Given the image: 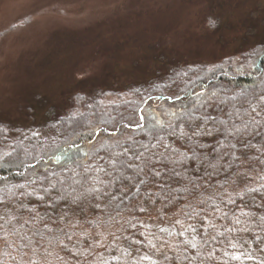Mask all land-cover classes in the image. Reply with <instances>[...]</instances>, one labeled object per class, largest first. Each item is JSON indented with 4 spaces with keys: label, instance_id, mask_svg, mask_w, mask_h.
Listing matches in <instances>:
<instances>
[{
    "label": "rangeland",
    "instance_id": "rangeland-1",
    "mask_svg": "<svg viewBox=\"0 0 264 264\" xmlns=\"http://www.w3.org/2000/svg\"><path fill=\"white\" fill-rule=\"evenodd\" d=\"M262 40L264 0H0V124L45 131L97 94Z\"/></svg>",
    "mask_w": 264,
    "mask_h": 264
},
{
    "label": "trees",
    "instance_id": "trees-1",
    "mask_svg": "<svg viewBox=\"0 0 264 264\" xmlns=\"http://www.w3.org/2000/svg\"><path fill=\"white\" fill-rule=\"evenodd\" d=\"M201 92L206 98L217 102L227 101L233 96L242 99L244 95L251 98L264 94V40L241 54L237 60L228 58L211 65L197 63L174 66L162 77L155 79L150 86L139 84L131 86L122 93L113 91L102 96L97 94L91 106L83 113L85 117L94 122L97 117L93 113H102V118L109 123L101 125V129L111 130L115 123H123L121 116L129 117L136 109H145V115L152 109H156V114L163 111L182 112L184 101L180 97L187 98L189 94ZM108 96L114 97V100L104 101ZM83 98L82 100L85 99ZM222 107H227V105H222ZM214 108L215 105L209 104L205 110L212 115L221 116L222 114L216 112ZM72 115L68 114L47 121L44 125L45 131H40L35 127L22 129L0 124V155L11 153V156L0 158V199L8 200L7 206L0 204V216L10 217L23 214L20 221L22 223L23 219L28 218V213L23 209L19 211L17 209L19 202H24L37 210L33 215L36 216L38 226H42L39 225L40 214L59 215L63 211H68V205L61 203L53 212L47 203L42 205L36 197L20 195L25 189L16 186L25 184L28 191H32L33 188L39 190V179L35 185L28 184L34 175L39 177L52 172H63L65 167L73 168L72 161L68 157L77 151L81 154L80 159H87L83 156V151L90 147L88 144V140L91 139L90 132L77 121L70 120L69 117ZM112 117L116 119L113 121ZM160 118L161 120L168 119L167 116H160ZM136 120H139V115L136 116ZM260 131L264 132V129ZM34 133H39V135H34ZM105 135V131L101 130L98 139H102ZM247 138L257 145L261 142V137L248 136ZM216 139V136L203 137L204 150L211 153L208 145L213 144ZM175 146L181 151H186L182 147V141L177 140ZM221 150L229 151L227 148ZM233 151H236L241 158L225 157V160L221 161L223 167H220L219 171L208 167L207 171L212 173V176L210 178L205 176V181L210 179L211 183L216 185L215 191L221 193L225 191L242 192L246 186L259 187L264 183L259 180V176L264 175V165L259 161L245 158L260 156L256 148L245 150L243 153L238 150ZM214 156L215 153L209 156V160L213 163H215ZM229 164H231L230 167ZM33 165L35 167H32ZM186 166L190 169L199 167L200 173L204 172L199 161H189ZM176 167L177 170H182L179 165ZM187 175L197 176L198 174L189 171ZM233 180L238 182L239 187L232 183ZM186 183L182 181L179 185L181 191L172 190L178 187L174 181H161L159 184L142 187L139 196L122 204L119 212L111 206L103 211L85 207L83 215L79 216H73L72 212L68 211L67 219L61 220L57 225L72 237L71 240L65 237L63 241L67 244L68 250H61L55 242L49 243L46 235L42 241L40 254L36 258L38 264H133L134 259L138 260L142 254H147L153 259H161L162 256L157 253V249L146 246L147 240H153L159 247L163 240L174 243L183 239L179 236L168 237L159 229L174 226L177 231L180 230V225L175 224V221L184 219L180 209L187 203L184 199L187 194L182 190ZM220 185L224 187L221 188ZM145 191L149 193L147 202ZM253 196H255V201L252 199ZM166 197L172 198L171 203ZM47 199L46 197L45 200ZM217 203H219L218 200ZM244 203L248 205L245 211L250 212L251 215L241 216V224H233L230 219H216L213 216L219 230L224 232V235L219 237L224 240V244L217 246L240 257L238 260L229 259L228 264H264V220L261 219L264 217V196L248 193L244 200H237L236 205L227 207L221 205V207L224 211L229 208L237 211V206ZM138 207H145L146 210L144 212L128 210ZM0 223L3 221L0 220ZM141 223L145 227H141ZM74 224L76 227H73ZM227 228H247V231H226ZM210 230L214 234L217 228ZM141 232L145 235H140ZM36 239L40 238L36 237ZM132 240H138L141 243L134 244L131 243ZM231 243H235L237 247L232 248ZM137 248L140 249L139 252L136 251ZM125 250H129L131 255H126ZM164 251H167V248ZM6 253H11V255ZM172 255L175 256L176 252L173 251ZM216 255L218 258L222 257L223 251ZM12 257L16 259L13 260ZM19 259V255L12 248L5 249L3 243L0 242V262L2 264H16ZM139 264H150V262L139 261ZM171 264H177V261L173 260ZM195 264H199V261ZM204 264H220V261L219 259L205 260Z\"/></svg>",
    "mask_w": 264,
    "mask_h": 264
},
{
    "label": "snow or ice",
    "instance_id": "snow-or-ice-1",
    "mask_svg": "<svg viewBox=\"0 0 264 264\" xmlns=\"http://www.w3.org/2000/svg\"><path fill=\"white\" fill-rule=\"evenodd\" d=\"M180 99L184 101L182 112L163 111L156 114V109H152L145 115V109H136L129 117L121 116L123 123H115L111 130L101 129V125L109 123L102 118V113H93L97 117L95 122L85 117L84 113L70 116V120L77 121L90 132L91 139L88 140L90 147L83 151V156L87 159H80L81 154L77 151L68 157L72 161L73 168L65 167L63 172H52L39 177L34 175L28 184L35 185L39 179V190L33 188L32 191H28L25 184H19L16 187L25 189L20 195L36 197L42 205L47 203L53 212L61 203L66 204L73 216H79L83 215L85 207L103 211L111 206L119 212L122 204L139 196L142 187L159 184L161 181H174L178 187L172 190L181 191L179 185L182 181H186L182 190L187 194L184 197L187 203L180 209L184 219L175 221V224L180 225V230L177 231L174 226L159 229L168 237L179 236L183 239L174 243L163 240L159 247L149 239L146 246L157 249V253L162 258L157 260L142 254L138 260L134 259L133 264H139V261H149L150 264H171L173 260H176L177 264H185V262L195 264L196 261L204 264L205 260L213 259H219L220 264H228L229 259H240L238 255L230 254L227 249L217 246L224 244V240L219 239L224 232L219 230L213 216L216 219H230L233 224H241V216L251 215L250 212L245 211L248 207L247 203L238 205L237 211L231 208L224 211L221 205L225 207L236 205L237 200H244L248 193L264 196V183L259 187L246 186L242 192L221 193L215 191L216 185L212 184L210 179L205 181L204 177L212 176V173L207 171L208 167L219 171L220 167H223L221 161H224L225 157L240 159L241 157L233 150L243 153L245 150L256 148L260 156L245 158L259 161L264 165V159H262L264 132L260 131L264 129V94L251 98L244 95L242 99L233 96L227 101L217 102L206 98L201 92L192 93L187 98L180 97ZM209 104L215 105L214 110L222 115L215 116L206 111V106ZM137 115H139L138 121ZM160 116H167L168 119L161 120ZM111 119L114 121L116 118ZM101 130L105 131L106 135L98 139ZM205 136L217 137L213 144L208 145L211 153L204 150L205 144L202 138ZM248 136L261 137L260 144L254 143L247 138ZM177 140L182 141V147L186 151H181L175 146ZM224 148L229 151H222L221 149ZM212 153H215V163L209 160ZM7 156H11V153H3L0 158ZM189 161H199L204 172L200 173L199 167L196 169L187 167ZM177 165L182 170H177ZM189 171L196 172L198 175H187ZM154 177L156 179H153ZM259 180L264 181V175H260ZM232 183L239 187L235 180ZM220 187L223 188L224 185ZM148 195L149 193L145 191L146 202ZM166 199L171 203L172 198L166 197ZM252 199L255 201V196ZM194 201L197 202L194 203ZM0 204L7 206L8 200L0 199ZM20 209L28 213V218L23 219L22 223L20 221L23 214L0 216V220L3 221L0 223V230H2L0 242L5 249L12 248L19 255L20 259L16 261V264H38L36 258L40 254L42 241L46 235L49 243L55 242L61 250H68L67 244L63 241L65 237L68 240L72 237L68 236L63 228L57 227L61 220L67 219L68 211H63L59 215L40 214L39 225L42 226H38L36 216L33 215L37 211L34 207L19 202L17 211ZM128 210L144 212L146 208L138 207ZM261 219L264 220V217ZM140 226L145 227L142 223ZM73 227L76 225L74 224ZM212 228H217L214 234L210 230ZM226 231H247V228H227ZM140 235L144 236L145 233L141 232ZM36 237L40 239L37 240ZM156 239L160 238L156 237ZM259 239L257 236V240ZM131 243L140 244L141 241L132 240ZM231 247L236 248L237 245L231 243ZM165 248L167 251H164ZM136 251L139 252L140 249L137 248ZM173 251L176 252L175 256L172 255ZM221 251L223 256L218 258L216 254ZM6 254L11 255V253ZM125 254L131 255L129 250H125ZM12 259L16 258L12 257Z\"/></svg>",
    "mask_w": 264,
    "mask_h": 264
}]
</instances>
